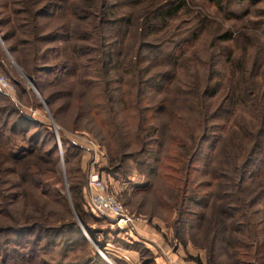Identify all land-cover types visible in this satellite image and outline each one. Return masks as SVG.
<instances>
[{
	"label": "trees",
	"instance_id": "16d2710c",
	"mask_svg": "<svg viewBox=\"0 0 264 264\" xmlns=\"http://www.w3.org/2000/svg\"><path fill=\"white\" fill-rule=\"evenodd\" d=\"M205 4L221 18L250 21V11L230 14L222 0ZM255 11L264 16L263 9ZM205 12L193 0H0V35L12 54L22 51L14 58L38 91L50 87L45 100L58 126L84 127L98 138L106 163L101 173L125 177L131 172L129 161L140 174H147L146 169L153 173L155 161L160 177L172 176L175 183L193 172L207 175L208 186L214 184V233L216 217L220 224L215 235L234 247L242 248L248 239L258 245L259 232L246 212L256 198L248 197L246 182L264 175V65L259 53L264 19L234 31ZM192 13L191 33L174 35L171 46L163 49L172 25ZM210 23L211 42L199 57V68L189 71L194 54L188 55L189 48ZM232 43L242 44L236 55L229 48ZM222 63L232 71L225 84L218 68ZM180 68L187 70L184 86L176 83ZM44 74L54 76L42 80ZM18 90L20 96L26 94L23 87ZM214 96L213 103L209 99ZM15 136L20 139L13 144ZM62 141L61 158L48 124L18 106H0V264H108L98 253L86 251L88 240L69 201L54 186L62 184V160L69 199L85 226L83 152ZM24 184L47 200L32 196L33 209L16 211ZM263 195L264 190L260 199ZM219 198L226 204L218 207ZM181 200L175 206V237L190 228L184 219L187 205L202 202L195 196ZM52 204L62 210H51ZM217 208L223 210L218 214ZM123 247L139 252L140 258L147 254L137 244ZM77 248L86 251L81 260L72 258ZM151 263L142 258L139 264Z\"/></svg>",
	"mask_w": 264,
	"mask_h": 264
},
{
	"label": "rangeland",
	"instance_id": "374dc122",
	"mask_svg": "<svg viewBox=\"0 0 264 264\" xmlns=\"http://www.w3.org/2000/svg\"><path fill=\"white\" fill-rule=\"evenodd\" d=\"M118 1L122 2L123 0ZM193 1L197 3L201 9L206 11V15L211 18V20L221 22L223 28L232 27L234 31L244 30L245 23L248 24L247 26H251V21H256V23L261 24V20L264 19V16H260L255 11L257 9L264 10V0H222L224 8L230 14L241 16L246 13V11H250L248 17H246L250 19V21L247 22H245V20L242 22H235L232 19L221 18V16L215 12L213 6H208L209 4H205L206 6L201 5V3L207 2V0ZM203 6L205 8H203ZM260 14H262V12H260ZM192 16L193 13L190 14V16L184 14L172 25L168 35L165 37L168 40L162 42L163 49H167L171 46L170 42L173 40L172 37L174 35H189L191 33V28H189V26L191 25L190 17ZM213 30L214 24L210 23L209 27L207 26L206 30L200 34L199 39L194 43L193 47L191 49L189 48L190 51L188 55L194 54L191 55L187 63L189 66L187 70L192 71V69L199 68V57L204 56L207 45L211 42L210 34L213 35ZM261 38H263V36ZM47 45L51 46L52 44L49 43ZM230 45L231 47L229 48L233 50V55H236L242 47L241 43L238 45L232 43ZM248 51L251 52L252 50L249 48ZM259 53L260 63L263 60L264 65V49L260 48ZM20 55H22V51L20 50L12 54L0 35V76L4 77L11 86L7 92L0 87V91H2L4 95L3 97L0 96V106H8L11 104L18 106L25 114L30 115L42 123L48 124L50 129H52L55 139L57 136L59 138L58 141L56 139V143L61 158L63 151L62 145H66V143L62 141V138L70 141L73 145H79L84 153H81L80 159L83 161L85 179L87 181L93 155L87 152L86 149L88 145H101V143L95 135L84 129V127L78 130H72L71 126H63L64 128L58 126L45 100L46 96L50 93V87L43 88L42 92L38 91L34 84V79L28 76L16 62L14 57H21ZM50 58L52 59V57ZM218 68L221 70V74H223L221 82L225 84L227 78L232 75L231 67L230 65H226L225 67L222 63L218 64ZM180 69L179 71L181 72L178 73V77L176 78V83L179 84L186 81L184 72L187 71L186 68ZM53 76V74H44L41 76V79L49 80ZM184 85L185 83L182 84V86ZM18 87H23L26 94L20 96ZM218 94H221V92ZM214 99L215 96L209 99V101H213L214 103ZM183 110L189 112L185 107L182 111ZM239 110L240 109L237 108L238 112ZM238 118L237 116L235 120H238ZM228 123L229 121L226 124ZM234 127L237 128V125ZM59 130L63 133H60L61 136ZM15 137L16 138L13 139V144L19 143L20 138L18 136ZM205 145H211V143L206 142ZM206 150H208L207 146L205 147V151ZM104 162L105 159L102 160V158L99 157L95 169L101 175L108 192L113 194L123 204L130 215L135 218L140 217V220L134 222L135 227L131 225L119 227L115 224V219L106 215L92 213L85 200L84 205L87 214L86 225L84 226L80 219H77L74 214L73 216L80 230L88 240V250L86 251L98 253L108 264H139L142 258H150L153 260L154 264H264V195L260 199V191L264 190V175L246 182V189L249 194L248 197L251 199L255 195L256 198L254 204L247 207L246 212L249 220L254 221L255 231L259 232L260 243L256 245L254 240L248 239L241 248L228 245L220 240V236L215 235L216 232L220 231V224L217 222V217L214 222V233L211 219V217H213V209H210V206H212L215 201L211 193L214 184L211 183V185L208 186L207 183H209L210 178L207 175L193 172L189 174L188 178L179 179L175 183L172 176H170L168 180H164L160 177L159 162L154 161L151 164L154 167L153 173L152 170L149 172V169H146L145 172L147 174H140L139 171L134 170L136 168L135 163L129 161L127 167L131 172L125 177L117 174L114 176L115 179H113L111 176H107L100 172V167L106 164ZM60 169L62 176L61 186L54 184L53 180L52 182H47V184H54L58 190L62 188L61 191L68 199V184L62 160ZM139 186L143 189H140ZM144 186H146V188H144ZM19 192V197L15 203L16 211H21L24 206L26 209L32 208V196L39 197L44 201L47 200L39 191L25 184L19 189ZM83 193L85 195L87 193L85 187ZM183 196L186 197L188 201L191 196H195L197 201L202 202L201 204L192 203V205H187V208H185L187 214L184 219L189 222L187 225H190V228L185 226L180 236L175 237L176 220L179 217L176 214L175 206L179 201H182L181 198ZM215 204L219 207V205H225L226 202L224 198H219V200H216ZM56 209L57 211L62 210L58 205L56 207L55 205L51 207V210ZM221 210L223 209H216L218 214ZM216 211H214L215 214ZM229 220L230 219L227 221ZM86 227L91 229L93 232L92 236H90ZM133 244H137L144 248L147 254L140 258L141 255L139 252L123 247L124 245ZM101 246H103V248H101ZM86 251L77 248L75 252L71 253L72 258L76 257V259L80 258L81 260L86 255Z\"/></svg>",
	"mask_w": 264,
	"mask_h": 264
},
{
	"label": "built area",
	"instance_id": "2783aa9c",
	"mask_svg": "<svg viewBox=\"0 0 264 264\" xmlns=\"http://www.w3.org/2000/svg\"><path fill=\"white\" fill-rule=\"evenodd\" d=\"M0 87L6 92L11 88L7 80L1 76ZM86 150L93 155L85 186L87 206L95 214L106 215L115 219V224L119 227L129 225L135 227L134 222L139 221L140 217L135 218L130 215L123 204L113 194L108 192L101 175L95 169L98 164V158L104 156L99 145H88Z\"/></svg>",
	"mask_w": 264,
	"mask_h": 264
},
{
	"label": "water",
	"instance_id": "95a60500",
	"mask_svg": "<svg viewBox=\"0 0 264 264\" xmlns=\"http://www.w3.org/2000/svg\"><path fill=\"white\" fill-rule=\"evenodd\" d=\"M57 141L59 140V138H58V136H57ZM68 200H69V204H70V206H71V209H72V211H73V214L75 215V217L78 219V217H77V214H76V212H75V210H74V208H73V206H72V204H71V201H70V199L68 198ZM104 256V255H103Z\"/></svg>",
	"mask_w": 264,
	"mask_h": 264
}]
</instances>
